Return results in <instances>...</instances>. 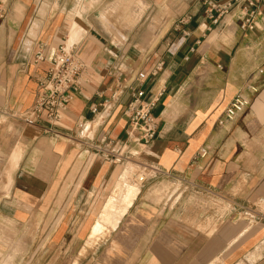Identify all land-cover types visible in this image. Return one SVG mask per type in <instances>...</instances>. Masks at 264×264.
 I'll use <instances>...</instances> for the list:
<instances>
[{
  "label": "crops",
  "instance_id": "1",
  "mask_svg": "<svg viewBox=\"0 0 264 264\" xmlns=\"http://www.w3.org/2000/svg\"><path fill=\"white\" fill-rule=\"evenodd\" d=\"M142 1L147 13L155 0ZM214 1H231L215 21L206 0H180L171 25L142 41L136 0H0L2 169L19 150L0 187V240L16 244V264L63 255L96 256L95 264H264V0ZM250 12L254 26L241 27ZM61 44L83 63L78 90L55 125L43 117L25 124L48 68L34 55ZM137 88L146 101L158 98V131L146 145L126 134ZM237 93L248 106L219 124ZM137 168L152 173L131 183L136 194L111 227L103 210L110 198H121L112 210L122 203ZM165 180L181 189L166 199L177 206L154 194L151 182Z\"/></svg>",
  "mask_w": 264,
  "mask_h": 264
},
{
  "label": "built area",
  "instance_id": "2",
  "mask_svg": "<svg viewBox=\"0 0 264 264\" xmlns=\"http://www.w3.org/2000/svg\"><path fill=\"white\" fill-rule=\"evenodd\" d=\"M247 1L250 3L249 0ZM230 2L228 1L225 5L220 6L214 0H206L207 7L204 11L206 17L215 21L218 15L230 6ZM214 12L216 15H214ZM252 15L253 12H250L249 16L243 20L241 27L252 28L254 26ZM2 17L3 9L0 8V18ZM44 59L48 61L46 76L38 83L33 104L22 114V119L27 124H33L39 117H43L50 125H55L59 122L80 84L78 78L83 68V63L76 56L71 46L61 44L50 51L47 56L44 55L40 48L34 55V61H42ZM253 90L255 89L253 88ZM143 96V90L139 88L132 89L131 99L124 110L127 115V139L139 145L149 143L155 137L159 125L153 114V108L158 98L155 97L146 101ZM248 104L249 100L245 95L241 93L235 94L224 110L223 118L218 123L221 124L224 121L234 119L244 111ZM91 110L96 112V108ZM122 148L124 149L125 147L123 146ZM122 148L119 152L123 150ZM204 153L203 151L202 155ZM148 172L149 175L152 173L151 170H148ZM154 173L156 174L157 172L155 171ZM144 176L140 175L138 177L142 184L147 179Z\"/></svg>",
  "mask_w": 264,
  "mask_h": 264
},
{
  "label": "rangeland",
  "instance_id": "3",
  "mask_svg": "<svg viewBox=\"0 0 264 264\" xmlns=\"http://www.w3.org/2000/svg\"><path fill=\"white\" fill-rule=\"evenodd\" d=\"M180 5V0H155L153 5L151 6L152 9L147 10V13H145V7L147 6L146 3L142 0H136V8H137V13H136V26H137V34H138V40L146 41V40H153L155 41L162 33L163 29H166L169 25H171V22L174 19L173 14L177 11V8ZM123 6L129 7L130 6V1H127ZM121 23V27H126L127 24V19L124 18L123 16L116 17ZM153 31V32H152ZM203 66V65H202ZM203 71V67L200 69ZM4 121V118L0 117V123ZM25 123V122H24ZM27 124V123H25ZM29 125V124H28ZM10 135L14 133V129L11 127L9 128ZM17 141V140H16ZM13 144V143H12ZM20 147L19 144L11 145V151L17 149ZM1 157V155H0ZM8 158V165L7 167L1 166V161H0V187L4 184V181L6 178H8V182H10V177L8 174H10L11 170V165L12 163H15L19 157V150H15L12 152L11 155H6ZM12 162V163H11ZM140 175H145L144 177H148L149 172L147 170H143L141 168H137L136 170V175L133 177H129L126 179V181L129 183L137 184V186L140 187L142 183L138 180V177ZM151 184H157L152 187L154 194L157 195V199L160 202L166 201L167 197L172 194L175 190L180 189L178 186V183L176 181H152ZM158 186V188H157ZM181 190V189H180ZM179 190V191H180ZM186 196L188 197H193L194 193L191 191H186ZM187 198V197H186ZM192 199V198H191ZM110 205H106L105 207L107 210L109 209H114L113 208V198H110L108 200ZM194 201V199H192ZM175 202V201H174ZM173 199L166 201L167 205H174L177 206V204H173ZM115 209H118L117 207ZM226 210V206H218L217 212L220 214L223 213ZM104 211V210H103ZM113 225V224H112ZM102 225L99 227H96L94 225L92 229V234L96 233L101 229ZM113 227V226H112ZM95 240L90 239L89 241L86 242V245L89 246L90 248L93 247ZM3 243L5 246H8V255H6V249L4 247H0V264H16L18 257L14 255L16 253V244L12 242L11 239H3L0 240V244ZM41 243H44L43 241ZM3 250V251H2ZM6 253V254H4ZM3 254V255H2ZM26 260V259H25ZM60 260L65 261L66 263L70 264H95L96 262V256H89V257H84V256H78V255H73V256H41L39 257V262L38 264H48V263H56L59 262ZM37 260H34L33 263H36Z\"/></svg>",
  "mask_w": 264,
  "mask_h": 264
},
{
  "label": "bare ground",
  "instance_id": "4",
  "mask_svg": "<svg viewBox=\"0 0 264 264\" xmlns=\"http://www.w3.org/2000/svg\"><path fill=\"white\" fill-rule=\"evenodd\" d=\"M124 186H125V189L123 190L124 194L122 195V203L117 204L118 209L107 210V208L105 207L104 211L101 215V216H103L105 221H109L111 227L113 226L112 224L116 221V219L117 218L119 219L122 212L127 208V206H129V204L132 200V197L136 194V191H137V186L131 185V183L130 184L124 183ZM113 199L114 200H120L121 198H118V199L113 198ZM99 222H100V220H99ZM95 225H96V227H98V225H99V227L101 226V224L98 222Z\"/></svg>",
  "mask_w": 264,
  "mask_h": 264
}]
</instances>
